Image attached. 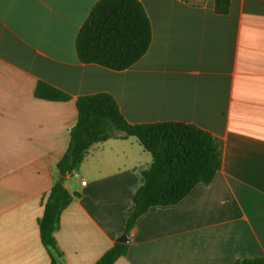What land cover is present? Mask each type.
Masks as SVG:
<instances>
[{
    "label": "crops",
    "instance_id": "obj_1",
    "mask_svg": "<svg viewBox=\"0 0 264 264\" xmlns=\"http://www.w3.org/2000/svg\"><path fill=\"white\" fill-rule=\"evenodd\" d=\"M99 1L0 0V264H53L38 223L60 181L76 101L96 94L110 95L132 125L199 128L218 142L221 161L210 183L142 214L113 264L264 258V0H228L226 13L216 0H137L150 45L122 71L76 54ZM38 83L68 100L36 98ZM120 136L96 145L78 178L65 177L75 197L54 234L60 264H96L126 233L151 158Z\"/></svg>",
    "mask_w": 264,
    "mask_h": 264
},
{
    "label": "trees",
    "instance_id": "obj_2",
    "mask_svg": "<svg viewBox=\"0 0 264 264\" xmlns=\"http://www.w3.org/2000/svg\"><path fill=\"white\" fill-rule=\"evenodd\" d=\"M227 8L228 0H216L218 13H226ZM150 40V22L137 0H100L82 25L75 48L82 63L122 71L147 52ZM35 96L49 101L69 98L44 83L37 84ZM76 110L77 120L70 130L67 150L57 164L60 181L48 194L38 223L41 242L53 264H60L62 258L54 234L63 210L75 197L63 186L65 176L76 172L96 145L121 135L135 138L150 155L151 164L142 174L143 184L136 191L133 209L125 219L126 233L147 210L179 203L196 185L210 183L220 170L218 142L195 126L175 122L129 124L108 94L80 97ZM126 250V245L118 243L96 264H113ZM233 264H264V258L241 259Z\"/></svg>",
    "mask_w": 264,
    "mask_h": 264
},
{
    "label": "water",
    "instance_id": "obj_3",
    "mask_svg": "<svg viewBox=\"0 0 264 264\" xmlns=\"http://www.w3.org/2000/svg\"><path fill=\"white\" fill-rule=\"evenodd\" d=\"M128 242V234L125 233L120 239H118V243H127Z\"/></svg>",
    "mask_w": 264,
    "mask_h": 264
},
{
    "label": "built area",
    "instance_id": "obj_4",
    "mask_svg": "<svg viewBox=\"0 0 264 264\" xmlns=\"http://www.w3.org/2000/svg\"><path fill=\"white\" fill-rule=\"evenodd\" d=\"M65 177L78 178V175L76 172H73V173H67ZM82 185H85V182H82Z\"/></svg>",
    "mask_w": 264,
    "mask_h": 264
},
{
    "label": "rangeland",
    "instance_id": "obj_5",
    "mask_svg": "<svg viewBox=\"0 0 264 264\" xmlns=\"http://www.w3.org/2000/svg\"><path fill=\"white\" fill-rule=\"evenodd\" d=\"M67 182V181H66ZM69 189H72V187L70 186Z\"/></svg>",
    "mask_w": 264,
    "mask_h": 264
}]
</instances>
